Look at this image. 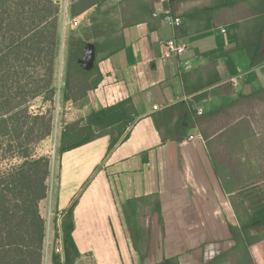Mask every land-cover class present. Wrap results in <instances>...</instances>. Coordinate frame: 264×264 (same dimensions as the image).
Masks as SVG:
<instances>
[{
    "label": "crops",
    "instance_id": "crops-1",
    "mask_svg": "<svg viewBox=\"0 0 264 264\" xmlns=\"http://www.w3.org/2000/svg\"><path fill=\"white\" fill-rule=\"evenodd\" d=\"M98 7L77 16L68 11L72 22L80 21L72 27ZM166 7L182 18L180 25L164 20ZM128 10L133 15L117 36L89 41L102 75L98 86L79 105L64 99V83L56 95L83 122L92 111L131 98L134 120L113 146L106 134L59 153L40 207L45 202L56 215L60 232L74 204L80 251L74 264H161L170 258L237 264L229 204L234 189L208 146L225 128L205 134L220 112L264 100V0H150ZM168 41L188 47L177 54ZM252 55L261 61L254 64ZM180 103L189 117L177 107L159 129L154 115ZM151 198L156 207L135 219L132 213ZM262 242L246 245L247 264H264Z\"/></svg>",
    "mask_w": 264,
    "mask_h": 264
},
{
    "label": "trees",
    "instance_id": "trees-1",
    "mask_svg": "<svg viewBox=\"0 0 264 264\" xmlns=\"http://www.w3.org/2000/svg\"><path fill=\"white\" fill-rule=\"evenodd\" d=\"M103 2L73 0L71 13L80 15ZM60 10L58 0H0V164L2 160L10 162L5 167L0 165V264H43L46 222L40 204L49 192L51 158L36 155L35 147L53 129ZM88 43L80 36H69L66 101L81 102L102 79L97 63L91 69L79 63ZM252 61L257 64L261 59L252 55ZM37 99L39 106L34 103ZM177 107L188 117L192 113L182 103L156 113L159 129L172 119ZM134 111L133 100L128 98L92 111L84 122L67 123L59 153L106 134L112 136L113 146L134 120ZM127 137L128 134L124 139ZM73 210L74 204L62 219L61 231L56 233L61 238L62 251L53 252L51 264H74L80 256L73 237ZM157 210L161 211L159 204ZM262 225L264 204L256 207L248 220L230 228L237 243L248 246L251 228ZM161 264L179 263L170 258Z\"/></svg>",
    "mask_w": 264,
    "mask_h": 264
},
{
    "label": "rangeland",
    "instance_id": "rangeland-1",
    "mask_svg": "<svg viewBox=\"0 0 264 264\" xmlns=\"http://www.w3.org/2000/svg\"><path fill=\"white\" fill-rule=\"evenodd\" d=\"M149 1H105L95 12L88 14L81 25L73 28L72 18L68 13L72 7V0H58L61 10L55 74L57 90L66 81L67 47L71 34L80 36L87 41L96 40L98 42L101 39L106 40L105 37L113 39L130 15H133L132 11H126L128 6H139ZM34 103L35 106L41 105L40 99H37ZM80 103L79 101L74 104L79 105ZM49 106L50 104L47 107ZM75 115L76 112L72 107L67 106L63 98L55 95L52 133L36 145V155H47L51 158V161L57 162L61 146L60 136L67 123L77 121ZM211 120L212 126L205 134L206 136L209 135L210 131L213 132V128L214 130L215 128H225L218 132L212 140H208V146L216 153L215 159L218 162L219 172L226 186L229 190L234 189V192L230 194L229 204L237 218L234 219L235 225L239 226L242 221L248 220L256 207L264 204V100L255 99L246 102V104L234 105L228 110L220 112L217 117H212ZM9 163L8 160H2L0 165L5 167ZM155 207L156 199L151 198L141 203L139 209H136V212L132 215L135 219H138L145 215L147 209ZM40 208L46 222L43 264H51L53 252L60 253L62 251V242L61 238H57L56 235V215L49 210L45 202ZM250 235L252 245L257 243L261 245L264 241V225L252 227ZM239 246V253L235 255V259L239 261L237 264H247L250 258H246V243L241 242ZM60 248L61 250H59Z\"/></svg>",
    "mask_w": 264,
    "mask_h": 264
},
{
    "label": "built area",
    "instance_id": "built-area-1",
    "mask_svg": "<svg viewBox=\"0 0 264 264\" xmlns=\"http://www.w3.org/2000/svg\"><path fill=\"white\" fill-rule=\"evenodd\" d=\"M163 15L164 20L172 25H180L182 23V18L175 15L170 7H166L164 9ZM79 23L80 21L78 19L73 20V26H77ZM166 45L177 54H183L188 47V43L186 41H168ZM59 250H61V248Z\"/></svg>",
    "mask_w": 264,
    "mask_h": 264
},
{
    "label": "water",
    "instance_id": "water-1",
    "mask_svg": "<svg viewBox=\"0 0 264 264\" xmlns=\"http://www.w3.org/2000/svg\"><path fill=\"white\" fill-rule=\"evenodd\" d=\"M96 61V46L94 43H88L85 49L84 58L79 60L85 69L94 67Z\"/></svg>",
    "mask_w": 264,
    "mask_h": 264
}]
</instances>
